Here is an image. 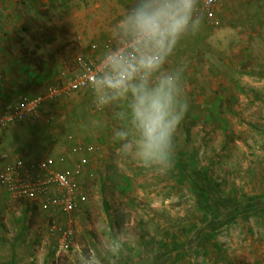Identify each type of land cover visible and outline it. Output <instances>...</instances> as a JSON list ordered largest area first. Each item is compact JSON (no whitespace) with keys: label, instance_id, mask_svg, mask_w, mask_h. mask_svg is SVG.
I'll return each instance as SVG.
<instances>
[{"label":"rangeland","instance_id":"374dc122","mask_svg":"<svg viewBox=\"0 0 264 264\" xmlns=\"http://www.w3.org/2000/svg\"><path fill=\"white\" fill-rule=\"evenodd\" d=\"M233 2L231 19L255 15L250 2ZM202 4L0 0L10 60L38 80L29 95L59 87L92 44L126 41L142 22L165 32L141 78L57 101L49 115L58 119L61 102L72 103V133L91 152L77 178L87 202L61 214L10 203L0 186V264H264V24L234 42L209 29ZM220 4L214 16L224 14ZM194 21L207 28L184 37ZM174 23L181 27L172 32ZM1 138L0 170L18 159ZM196 181L217 185L239 207L213 219Z\"/></svg>","mask_w":264,"mask_h":264},{"label":"built area","instance_id":"2783aa9c","mask_svg":"<svg viewBox=\"0 0 264 264\" xmlns=\"http://www.w3.org/2000/svg\"><path fill=\"white\" fill-rule=\"evenodd\" d=\"M202 13L213 20L218 0H202ZM187 3L185 8H191ZM161 30H149L146 25H137L128 40L117 47L113 42L90 45L89 53H84L76 61L74 70L59 87H53L41 95H25L0 110V131L9 126L25 122L35 116L41 105L57 102L61 98L93 92L95 90L121 89L127 82L142 77L146 68L158 61L151 52V45ZM51 160L31 163L18 158L0 170V186L10 203L32 201L47 209L63 213H73L87 202L82 192L78 176L82 167L75 172H60L52 168ZM61 248L67 250L69 244L63 237Z\"/></svg>","mask_w":264,"mask_h":264},{"label":"crops","instance_id":"0c3cea01","mask_svg":"<svg viewBox=\"0 0 264 264\" xmlns=\"http://www.w3.org/2000/svg\"><path fill=\"white\" fill-rule=\"evenodd\" d=\"M220 2V5H222V7L224 6L225 9L224 14L215 15V20L213 19V22L211 23V26L213 27H209V29L213 28L217 30L214 34L218 36H231L232 39L234 38V42H239L243 40L244 34L249 33H244L245 30L251 29L252 32L250 35L252 36H255L261 31L264 24V10L260 5V0H240V6L250 2L249 4H252V6L255 7V15H252L250 19L246 20L243 18L231 19L229 16V13L232 12V4L238 6L239 3H234L233 0H220ZM235 14L237 15V13ZM184 17H186V15H184ZM2 18L3 15L0 11V29L5 23ZM197 24L198 23H195L194 21V23H191L190 28L185 29L183 27L187 34L184 35V37L197 36L200 31L203 33L204 29L207 28L206 25H199L200 23ZM178 26L179 25L176 23L171 24L169 26L171 29L170 31L173 32ZM161 33V35L158 34L156 37L160 38L165 35L164 31ZM167 35L168 37L171 36L169 32ZM2 41V38H0V110L8 106L10 103L16 102L22 96L29 95L27 92H31L34 86L33 88L30 87L35 82H38V80H34L27 72H25L21 66L20 68L19 65L10 60L12 52L7 48L5 45L6 43H2ZM154 49L157 51L155 46ZM176 56H178L177 53ZM14 68H19L20 71H18V73L17 71L16 73H13L14 77H12L10 72ZM9 75L10 77L7 78ZM56 104L57 102L43 103L35 116L28 118L23 123L9 127L8 131H0V137L2 136L1 140L10 141L8 148L6 149L7 155L12 157L18 156L17 158H23L31 163L51 160L53 162L52 168L60 172H72L79 165L81 167H86L90 161L91 152L87 149L88 146L86 147V144L83 143L85 140L78 139L77 135L74 136L72 130H74L75 126L68 116V112L65 113V111L70 110L69 108H71L72 103L69 106L67 101H63V103L61 102L63 112H61L58 119L49 115L53 108L56 111V108L58 107ZM25 139H27V142ZM86 139L90 140L89 138ZM59 159H61L64 164L59 163ZM117 241L118 243L121 242L120 239H117ZM111 242H114V240H111ZM92 248H94V251H97L96 246L93 244Z\"/></svg>","mask_w":264,"mask_h":264},{"label":"trees","instance_id":"16d2710c","mask_svg":"<svg viewBox=\"0 0 264 264\" xmlns=\"http://www.w3.org/2000/svg\"><path fill=\"white\" fill-rule=\"evenodd\" d=\"M20 1L23 2L24 0H20ZM144 8H145V4L142 3L139 7L136 8V10H137V12H141V11L143 12ZM142 19H144V18H142ZM141 24L146 25L144 22L138 23V25H141ZM146 27L149 30H151L148 26H146ZM108 42H110V41H108ZM122 42H120V43L113 42V44L115 45V47H117ZM151 48H152V45H151ZM89 49H90V47H89ZM106 91H108V90H106ZM197 182L198 181L195 182L197 184L196 188L200 191V193H201L200 196L202 195V193L203 194L206 193L211 197L210 198L211 203L209 202L210 204L206 206V210L210 215H213L215 217L213 219L220 220L225 214H227L228 212L232 211L233 209L239 207V205L234 203L232 200H230L228 198L221 197L217 185L212 184L210 182H206V183L205 182L203 183L201 181H200V183H197ZM83 205H81L79 208H81ZM51 210H54V209H51ZM54 211H56V210H54ZM59 213L66 214L63 212H59ZM210 237H211L210 235H206V237H202L200 240V243L201 244L206 243Z\"/></svg>","mask_w":264,"mask_h":264}]
</instances>
